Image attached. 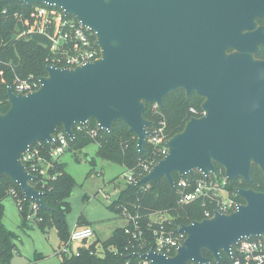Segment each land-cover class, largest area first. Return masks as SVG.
<instances>
[{
    "label": "water",
    "instance_id": "water-1",
    "mask_svg": "<svg viewBox=\"0 0 264 264\" xmlns=\"http://www.w3.org/2000/svg\"><path fill=\"white\" fill-rule=\"evenodd\" d=\"M61 9L92 31L100 58L75 68L45 66L38 89L17 93L7 85L10 108L0 110V188L12 178L25 199L43 202L21 156L38 141L55 143L63 127L72 143L77 124L94 120L112 133L124 121L144 151L154 124L147 104L164 105L170 93L185 90L204 96L203 114L192 116L166 141L168 154L139 184L165 177L175 191L179 176H220L250 182L256 165L264 174V0H5ZM235 211L182 224L186 238L173 256L151 248L138 256L151 264H220L232 259L243 238H264V192L237 187ZM212 256H205L204 251Z\"/></svg>",
    "mask_w": 264,
    "mask_h": 264
},
{
    "label": "trees",
    "instance_id": "trees-1",
    "mask_svg": "<svg viewBox=\"0 0 264 264\" xmlns=\"http://www.w3.org/2000/svg\"><path fill=\"white\" fill-rule=\"evenodd\" d=\"M40 4L27 6L18 1L0 0V69L7 72V81H3L0 74V110L6 112L10 108L7 95L8 83L14 86L16 78L29 79L32 75L35 78L47 75L45 66L49 57L50 40L39 32H31L26 36L19 35L26 31L25 19L31 16V12ZM71 17V16H70ZM16 77V78H15ZM204 96L194 93L190 99L186 97L185 90L181 89L170 93L164 99V105L158 109L153 104H147L145 116L154 121V124L148 127L151 132L159 125L161 119L167 122L166 133L169 137L184 129L186 122L192 117L191 107L203 114L201 104ZM159 111V112H157ZM97 124L91 120L84 126L83 130L74 127L76 133V142L72 143L68 149L81 148L90 143H98V155L110 161L122 164L126 169H134L136 173L141 170V164L148 159L159 160V150L149 140L146 141L144 151L140 153L137 148V136L130 131L129 126L124 121H116L112 133L105 130H99L96 136L90 134V129H95ZM64 129L60 126L58 133ZM40 148V156L51 160L53 166L46 176L36 175L31 183L44 192L43 202L46 207L39 206L37 210L36 222L46 232L50 228H55L60 238V247L70 238V230L66 221V215L71 210L69 198L75 187V181L60 156L52 158V146L45 141L35 142ZM220 174L223 176L225 170L217 165ZM56 177L51 178V175ZM197 175H199L197 173ZM176 180L180 176L174 174ZM252 179L246 182L243 179L230 180L228 189L231 194L237 187L254 188L264 192V174L258 166L252 170ZM143 175L138 177L139 180ZM0 188V264H11L16 248L15 235L6 229L3 224L5 211L4 199L10 194L12 188L18 190L22 199L20 209L24 225H28V215L32 211L33 200H27L19 185L10 177L4 176L1 179ZM128 183L121 191L119 198L115 200L111 207L118 209L123 216L126 213L139 215L141 223L147 224L152 221V214H167L171 225L179 227L182 224H190L194 220L204 218L205 207L201 202L180 205L177 194L171 190L168 180L163 177L158 182H147L139 184ZM238 199H241L238 197ZM242 200V199H241ZM126 217V216H125ZM83 216L79 218L77 225H89L83 221ZM129 226V225H128ZM127 225L117 228L113 234L103 243L102 252H98L94 245L90 248H79L80 255L62 254L63 264H137L142 261L138 253H143L150 248L149 244L140 247L138 242L126 232ZM59 247V248H60ZM93 251V253H91ZM205 256H212L208 251H204ZM229 259L224 255L222 264H228Z\"/></svg>",
    "mask_w": 264,
    "mask_h": 264
},
{
    "label": "built area",
    "instance_id": "built-area-1",
    "mask_svg": "<svg viewBox=\"0 0 264 264\" xmlns=\"http://www.w3.org/2000/svg\"><path fill=\"white\" fill-rule=\"evenodd\" d=\"M25 25L26 31L20 34V37L26 36L31 32H39L49 38L50 50L47 60V64L49 65L75 68L100 58V49L95 45V34L88 28H85L76 18L65 15L61 9L46 5L36 6L31 12V16L25 19ZM40 85V77L35 78L32 75L29 79L16 78L14 86H11L15 92L27 94L38 89ZM153 107L158 109L160 106L153 104ZM190 112L192 116H200L199 111L195 107H191ZM86 125L87 123L77 124L75 126L79 130H83ZM166 127L167 122L163 118L159 121V125L150 132V136L147 139L158 148L160 159L168 154L166 141L170 137L166 133ZM98 131L99 129L97 127L90 129V134L96 136ZM54 140L55 143L51 145V156L52 158H57L69 148L71 140L64 131L60 133L56 132L54 134ZM157 141L159 142L157 143ZM34 144L28 151L22 154L21 161L27 165L28 170L32 174L46 176L49 174L53 163L51 160L40 156V148ZM159 160L154 158L148 159L141 164L139 173H136L134 169H130L124 174V177L130 184L138 182V177L147 175ZM55 177L56 174L51 175V178L55 179ZM229 181L225 174L223 176L220 174L218 177L214 174L207 176L196 171L193 175L180 176L176 180L174 192L177 194L180 205L201 202L202 206L205 207L204 218H211L214 216L215 211L230 213L235 211L243 203L242 198L237 194L236 190L232 194L229 191L227 187ZM10 194L13 195L19 209H21L23 207L21 205L22 199L19 196L18 190L12 188ZM238 197L241 199H238ZM39 206L34 201L32 211L28 215L29 221H36ZM158 213L152 214V221L145 225L141 223L139 215L126 213L125 216L128 218L127 226L129 225L126 228V232L138 242L141 248L149 244L150 248L143 253L153 248L155 252L173 256L187 235L184 232L178 231L179 227L175 228L172 226L171 222L164 215V218L162 217L158 220L153 219V216ZM93 235L94 229L92 226L76 225L70 233V238L60 247L59 252L68 255L75 253L78 256L81 252L80 250L74 251L72 249L73 242L86 241ZM232 254L233 258H228V264H260L255 257H264V238H243L233 247ZM245 257H247V261ZM127 264L131 263L127 262ZM137 264H151V261L142 257V261ZM188 264L202 263L190 261Z\"/></svg>",
    "mask_w": 264,
    "mask_h": 264
},
{
    "label": "rangeland",
    "instance_id": "rangeland-1",
    "mask_svg": "<svg viewBox=\"0 0 264 264\" xmlns=\"http://www.w3.org/2000/svg\"><path fill=\"white\" fill-rule=\"evenodd\" d=\"M6 73L0 69L4 82L7 81ZM98 147V143L93 142L81 148L67 149L60 156V161L76 183L69 198L71 210L66 215L69 230H74L81 216L82 221L94 229V235L88 240L73 242L74 251L94 245L98 252H102L103 243L117 228L128 223V218L111 207L128 184L124 177L128 169L98 155ZM3 202V224L15 235L16 248L11 264H63L57 230L50 228L45 232L33 220L24 225L13 195H7ZM165 216L168 217L167 214ZM162 217L163 214L158 213L153 219Z\"/></svg>",
    "mask_w": 264,
    "mask_h": 264
},
{
    "label": "flooded vegetation",
    "instance_id": "flooded-vegetation-1",
    "mask_svg": "<svg viewBox=\"0 0 264 264\" xmlns=\"http://www.w3.org/2000/svg\"><path fill=\"white\" fill-rule=\"evenodd\" d=\"M257 22L259 25L264 27V16L257 18ZM257 58L264 60V43L260 44V50L256 55ZM261 170V169H260ZM262 171V170H261ZM263 173V172H262Z\"/></svg>",
    "mask_w": 264,
    "mask_h": 264
},
{
    "label": "clouds",
    "instance_id": "clouds-1",
    "mask_svg": "<svg viewBox=\"0 0 264 264\" xmlns=\"http://www.w3.org/2000/svg\"><path fill=\"white\" fill-rule=\"evenodd\" d=\"M261 76H264V73H261ZM159 141H157V143H158ZM207 214V213H206ZM254 247V246H253ZM255 259H257L259 262H260V264H264V257H255ZM245 260L247 261V257H245Z\"/></svg>",
    "mask_w": 264,
    "mask_h": 264
},
{
    "label": "crops",
    "instance_id": "crops-1",
    "mask_svg": "<svg viewBox=\"0 0 264 264\" xmlns=\"http://www.w3.org/2000/svg\"><path fill=\"white\" fill-rule=\"evenodd\" d=\"M126 225H127V224H126ZM126 225H125V226H126ZM46 232H47V231H46ZM59 247H60V243H59Z\"/></svg>",
    "mask_w": 264,
    "mask_h": 264
}]
</instances>
